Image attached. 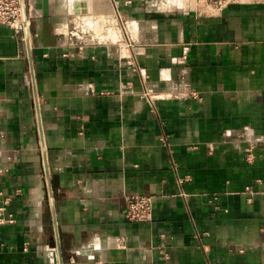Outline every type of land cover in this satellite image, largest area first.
Instances as JSON below:
<instances>
[{
  "label": "crops",
  "instance_id": "0c3cea01",
  "mask_svg": "<svg viewBox=\"0 0 264 264\" xmlns=\"http://www.w3.org/2000/svg\"><path fill=\"white\" fill-rule=\"evenodd\" d=\"M25 3L27 43L0 25V264H264V0Z\"/></svg>",
  "mask_w": 264,
  "mask_h": 264
},
{
  "label": "built area",
  "instance_id": "2783aa9c",
  "mask_svg": "<svg viewBox=\"0 0 264 264\" xmlns=\"http://www.w3.org/2000/svg\"><path fill=\"white\" fill-rule=\"evenodd\" d=\"M236 1L213 2L207 0L205 5L200 3L199 12L213 14L220 12ZM0 25L11 28L23 42H28L32 21L27 15L25 0H0ZM126 217L132 222H149L152 219L153 203L149 197L127 196ZM6 209L0 207V225L13 224L14 218L6 216Z\"/></svg>",
  "mask_w": 264,
  "mask_h": 264
},
{
  "label": "rangeland",
  "instance_id": "374dc122",
  "mask_svg": "<svg viewBox=\"0 0 264 264\" xmlns=\"http://www.w3.org/2000/svg\"><path fill=\"white\" fill-rule=\"evenodd\" d=\"M171 1H173V2H171ZM180 1H182V3ZM183 1L185 2V4L183 3ZM209 1L219 2V1H236V0H209ZM238 1L246 2V1H252V0H238ZM154 2H155L156 5L157 4H159V5L162 4L164 6V10L174 11V10H186V9H193V8L195 10H198L199 8L202 9L203 7H200L201 6L200 3H203L205 5L207 0H154ZM174 3H176V4H174ZM88 25L91 26L90 24H88ZM103 26H104V23L99 22V23H97L95 28L92 26V28H90V27H89V29L85 28V30L87 29L86 31H90L92 29L97 34H99V33H101L103 31V29H104ZM116 30H117L116 31L117 33L113 34V35H115V37H114L115 41L118 40L117 39L118 38L117 35H119V33H118L119 30L118 29H116Z\"/></svg>",
  "mask_w": 264,
  "mask_h": 264
},
{
  "label": "bare ground",
  "instance_id": "6f19581e",
  "mask_svg": "<svg viewBox=\"0 0 264 264\" xmlns=\"http://www.w3.org/2000/svg\"><path fill=\"white\" fill-rule=\"evenodd\" d=\"M171 2H173V1H171ZM180 2L182 3V1H180ZM180 2H179V3H180ZM73 3H74V1H73ZM176 3H177V2H176ZM176 3H174V4H176ZM183 3L185 4L184 1H183ZM67 4H68V3H67ZM180 5H181V4H180ZM198 5H199V4H198ZM198 5H197V6H198ZM66 6H67V5H66ZM100 9H101V8H100ZM61 11H62V10H61ZM101 11H102V9H101ZM98 12L100 13V11H98ZM102 13H103V12H102ZM94 14H95V13H94ZM95 15H96V14H95ZM89 16H90V15H89ZM92 16H93V15H92ZM97 16H99L98 13H97ZM100 16H101V15H100ZM100 16H99V17H100ZM101 17H102V16H101ZM106 17H107V16H106ZM95 18H96V17H95ZM80 19H81V18H80ZM115 19H116V17H115ZM120 19H121V18H120ZM125 19H126V18H125ZM125 19H124V20H125ZM116 20H118V19H116ZM129 20H130V19H129ZM106 21H107V20H106ZM125 21H126V20H125ZM125 21H123V22H125ZM108 22H109V21H108ZM112 22H113V21H112ZM117 22H119V21H117ZM120 22H121V20H120ZM128 23H129V22H128ZM77 24H79V23H77ZM82 24H83V22H82ZM117 25H118V24H117ZM117 25H116V26H117ZM88 26H89V25H88ZM104 26H105V25H104ZM112 26H113V25H112ZM114 26H115V25H114ZM77 27H79V26H77ZM89 27H90V26H89ZM91 27H92V26H91ZM87 28H88V27H87ZM84 29H85V28H84ZM106 29H107V28H106ZM108 29H109V28H108ZM119 29H120V28H119ZM127 29H128V28H127ZM86 30H87V29H86ZM115 30H116V28H115ZM115 30H114V31H115ZM105 31H106V30H105ZM105 31H103V32H105ZM116 31H117V30H116ZM120 32H121V31H120ZM130 32H131V31H130ZM68 33H69V32H68ZM111 33H112V32H111ZM85 34H86V33H85ZM116 35H117V34H116ZM117 36H118V35H117ZM132 36H133V35H132ZM97 38H98V36H97ZM109 38H110V37H109ZM116 38H117V37H116ZM116 38H115V39H116ZM93 39H94V38H93ZM100 40H101V39H100ZM118 40H119V39H118ZM102 41H103V40H102ZM111 41H112V40H111Z\"/></svg>",
  "mask_w": 264,
  "mask_h": 264
}]
</instances>
